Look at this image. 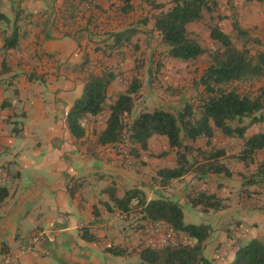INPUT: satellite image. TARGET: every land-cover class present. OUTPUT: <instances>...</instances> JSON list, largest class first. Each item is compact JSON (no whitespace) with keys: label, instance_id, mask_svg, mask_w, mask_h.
<instances>
[{"label":"crops","instance_id":"crops-1","mask_svg":"<svg viewBox=\"0 0 264 264\" xmlns=\"http://www.w3.org/2000/svg\"><path fill=\"white\" fill-rule=\"evenodd\" d=\"M209 1L217 5L220 21L238 19L243 9L254 14L258 9L257 3L247 0ZM143 2L132 0L131 5L142 8ZM119 6L118 0H99L96 7L79 0H0V11L17 31L16 48L0 51V83L4 84L0 88V183L8 192L0 205V264L11 257L16 259L10 264H127L133 256L138 258L131 248L141 244V230L134 233L137 223L130 220L137 216L139 221L140 216L133 212L119 219L111 195L121 198L134 189L144 193L147 201L161 194L183 209L187 205L176 193L168 195L161 187L139 183L137 172L149 159L141 154L149 150L124 168L117 147L97 142L105 122L93 133L85 130L81 139L67 128V115L83 94V73L106 72L107 62L117 56L108 35L129 24V14L123 15ZM2 44L0 38V48ZM118 76H113L107 95L126 84ZM31 108L36 110H32V125L28 123ZM20 118L25 122L19 123ZM168 163L170 168L175 160ZM177 182L185 183V188L194 185L191 192L207 190L222 200L224 208L216 213L192 209L211 225L203 250L206 259L221 254L224 261L215 264H229L239 243L264 242V187L252 186L250 192L255 189L261 194L239 199L235 175L202 180L187 175L169 187ZM184 210V222L192 224V213ZM82 229L96 241L83 240ZM34 237L33 250L19 254ZM119 255L122 259L116 260Z\"/></svg>","mask_w":264,"mask_h":264},{"label":"trees","instance_id":"trees-1","mask_svg":"<svg viewBox=\"0 0 264 264\" xmlns=\"http://www.w3.org/2000/svg\"><path fill=\"white\" fill-rule=\"evenodd\" d=\"M87 1L79 0L88 4ZM118 1L122 14H129L132 0ZM247 1L264 5V0ZM213 9L214 3L209 0H172L168 9H164L163 5L154 7L157 13L152 17L153 30L159 33L167 58L196 62L205 55L199 41L192 37L189 26L200 23L204 14L212 13ZM140 23L145 24L144 21L128 24L125 29L109 34L108 39L112 38L110 49L120 54L132 37L139 33ZM9 28L11 32L6 34ZM233 29L239 36L248 37V33L236 24ZM208 35L216 49L209 53L210 61L199 74L197 85L202 91L196 105L186 103L181 109H156L132 117L134 90L120 93L113 102L107 103V91L113 75L87 70L83 73V94L67 115V128L71 135L76 139L83 138L85 129L81 121L87 116L105 115V128L97 139L100 145L118 147L128 144L129 154L137 157L139 153L149 150L148 144L153 137L164 138L169 152L175 156L172 167L157 172L160 186H167L187 175H193L196 180L216 175L231 178L234 175L226 164V151L212 145L215 133L219 132L226 138L242 141L240 150L231 159L241 162L246 170L255 165L248 176L237 173L241 178V190L251 196L253 192L248 188L264 187V158L257 159L259 153L264 151V131L245 138L250 127L264 122L261 115L264 111V50L251 51L246 41L237 48L219 28L218 21H210ZM0 38L3 43L0 51L16 48V27L11 26L1 11ZM237 84L248 85L249 89L240 92L235 87ZM256 84L260 85L255 88ZM199 140L205 142L203 147H196ZM7 195L6 186L0 183V205ZM134 200L137 201L136 205L132 204ZM186 200V204L193 209L198 208L203 214L216 213L224 208L222 200L207 190H199L187 196ZM111 201L120 214H138L141 227L145 223L161 222L177 235L182 234L192 241L190 245L178 241L161 248L141 247L137 253L138 261L127 264L216 263L214 258L209 261L203 256L204 244L212 231L210 225L186 224L183 205L178 202L161 194L147 201L144 193L134 189L126 191L121 198L111 195ZM80 237L88 242L96 241L87 229L80 231ZM107 250L113 255L119 254L116 249ZM229 264H264V242L252 239L244 244L239 243Z\"/></svg>","mask_w":264,"mask_h":264},{"label":"rangeland","instance_id":"rangeland-1","mask_svg":"<svg viewBox=\"0 0 264 264\" xmlns=\"http://www.w3.org/2000/svg\"><path fill=\"white\" fill-rule=\"evenodd\" d=\"M171 2L172 0H144L142 3L144 6L142 8H136L137 6H133L128 15L129 24L137 23L139 21H144L145 24H139V33L132 37L130 43L123 48L120 54L114 51L117 56L113 57L112 61L109 60L105 66L106 69L110 71H106L107 73H111L113 76L120 75L118 77L122 78L124 82H126V84L121 83L122 87L118 90V93H116L115 90L109 91L107 103L113 102L117 97V94L134 90L132 92V117L138 116L141 113L151 112L156 109L171 111L181 109L186 103L193 105L197 104V97L199 92L202 91V88L197 85L199 74L210 61L211 57L209 53L215 51L216 49V45L211 42L208 35L209 23L211 20L218 21L219 28L225 34H229L228 36L237 48H240L241 44L246 41L248 48L251 49V51L264 50V5L258 4L256 14H254L253 11H251V13H247L243 9V13L240 14V12H238V19H231L228 21L221 19L220 21V13L218 15L217 5L214 4L212 13H205L204 18L200 23L189 26V31L191 32L192 37L199 41L202 49L205 51V55H203L196 62H181L167 58L166 49L160 43V35L153 30L152 17L157 13L154 12V7L156 5H163L165 9H168ZM244 4L246 3L243 2V5ZM254 15H258V17L256 18ZM233 21H236V25L248 33V37H241L238 35V32L233 29ZM226 22H228L229 25ZM110 40L112 42V38ZM256 41H258V43ZM259 85L260 84H256L255 88ZM2 86H4V84L0 83V88ZM235 87H237L240 92L247 91L249 89L248 85L237 84ZM17 101L19 102V99H17ZM32 110L36 111L33 108L30 109L31 112L28 111L30 120L29 122L27 121L31 125L33 124L32 118L35 114ZM261 115L264 118V111ZM105 119V115H100V119L98 120H89L84 126V129L86 131H90L89 133H93L94 131L99 130ZM18 122L24 123L25 120L20 118L18 119ZM35 131L40 130L36 129ZM261 131H264V122L250 127L245 134V138L247 139L251 135ZM204 143L205 142L203 140H199L195 145L196 147H203ZM212 145L226 151V164L229 169L233 171L237 181L241 182V178L237 176V173L242 172L244 175L248 176L255 169L254 165L250 168V170H246L241 162L231 159V156L238 153L240 150L242 141L226 138L219 132H216L215 138L212 140ZM125 147L129 154L127 148L128 144L125 145ZM148 147H150L149 151L147 153H142L141 156L143 154L148 156L149 159H147V161H150L151 163L148 165L147 161L143 162V169L141 172H137L140 179L139 183L149 186V188H152L153 186L161 187L163 188L162 191L166 192L168 195L176 193V195L183 200V203L186 204V197L195 194V190L192 192L190 190V187L195 188L194 185L189 188L186 186L185 188L183 186L185 183L177 182L178 185L176 184V186L169 187L172 183L170 182L167 186H160L161 184L156 178L158 170L167 168L166 165H169L168 161L171 163V159L175 158L174 154L169 152L166 140L161 137H153L149 141ZM117 148L119 150V160L122 161L121 163L123 165H125L124 168L134 164L133 161L135 157L129 154V158L126 159L121 156L120 152L123 149V146H118ZM163 153L165 155L161 156ZM263 158L264 151L259 153L257 159L259 161ZM135 163L138 162L135 161ZM168 187L171 188V190H167L166 188ZM238 193L239 194L235 192V194H237V198L239 199L241 195L246 194L243 190H241V186ZM259 194L261 193L254 189L251 196L254 198ZM262 198L264 200V190L262 191ZM256 202L258 203L260 201L257 200ZM184 209L183 210L185 212L188 211V213H192V219L190 221L192 224L200 225L204 223L199 215H195L193 213V208L190 205H185ZM136 218L137 216H134L131 217L130 220L134 221V224L137 223L134 228L135 231H133L134 233L143 229V227L140 226V221H136ZM128 221L129 220H127V222ZM132 253L137 254L135 250H133ZM121 259V255L116 257V260ZM137 260L138 258L133 256L129 263H135Z\"/></svg>","mask_w":264,"mask_h":264},{"label":"built area","instance_id":"built-area-1","mask_svg":"<svg viewBox=\"0 0 264 264\" xmlns=\"http://www.w3.org/2000/svg\"><path fill=\"white\" fill-rule=\"evenodd\" d=\"M99 0H88V5L91 7H96L97 2ZM97 120L100 119V116H97ZM92 118H96V117H91V116H87L86 118H84L81 121V126L84 127L87 123V121L92 120ZM120 146H123V149L120 151L121 152V156L128 159L129 158V154L127 152V149L125 147V144H122ZM137 201H133L132 204L136 205ZM122 217V214L118 215V218L120 219ZM124 218V215H123ZM138 240L141 241V244L138 245L136 244L135 246H133L131 248V250H135L136 253L140 252V250L142 249L141 247H145V246H150V247H154V248H161L165 245L168 244H176V242H181L184 245H190L192 243L191 240L187 239V237L181 235H177L170 227H168L167 225L161 223V222H157V223H145L143 225V229L140 231L139 236H138ZM36 241V237L32 238L26 246L22 247L19 250V254H25V253H29L33 250V246L34 243ZM16 259V257H11L8 258L4 261L3 264H10L12 261H14ZM214 260L215 262H221L224 260L223 255L221 254H216L214 256Z\"/></svg>","mask_w":264,"mask_h":264}]
</instances>
